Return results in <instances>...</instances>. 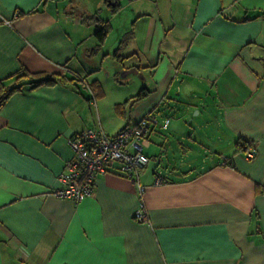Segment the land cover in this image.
I'll list each match as a JSON object with an SVG mask.
<instances>
[{"label": "crops", "instance_id": "crops-1", "mask_svg": "<svg viewBox=\"0 0 264 264\" xmlns=\"http://www.w3.org/2000/svg\"><path fill=\"white\" fill-rule=\"evenodd\" d=\"M143 1L119 23L123 0H0V88L21 85L0 106V264H264V0ZM100 52L145 78L104 81ZM176 102L142 195L116 164L79 203L53 194L69 137Z\"/></svg>", "mask_w": 264, "mask_h": 264}, {"label": "built area", "instance_id": "built-area-1", "mask_svg": "<svg viewBox=\"0 0 264 264\" xmlns=\"http://www.w3.org/2000/svg\"><path fill=\"white\" fill-rule=\"evenodd\" d=\"M78 78V77H77ZM84 84V79L79 78ZM169 120L162 121L155 114H146L133 126H126L118 134L110 136L103 130H85L68 138L67 144L73 152L72 159L58 177L60 187L53 194L62 199L79 203L94 191L96 177L105 173L109 165L116 164L120 173L138 185L139 193L145 188L139 183L140 172L148 165L149 157L144 149L150 137L168 127ZM253 156L251 150L246 152ZM163 180L158 177L155 184ZM138 222H146L147 214L140 199L134 214Z\"/></svg>", "mask_w": 264, "mask_h": 264}, {"label": "rangeland", "instance_id": "rangeland-1", "mask_svg": "<svg viewBox=\"0 0 264 264\" xmlns=\"http://www.w3.org/2000/svg\"><path fill=\"white\" fill-rule=\"evenodd\" d=\"M127 0H123V4H124V7H122L120 10H119V12L118 13H116L117 15V17H116V22H119V23H122L123 21H124V19H125V16H126V14L128 13V10H129V8L128 7H126V2ZM129 1V0H128ZM164 3H163V2ZM144 3H146V4H148V6H149V9L151 10V12H153V13H156L157 12V7H158V4H159V8L160 9H165L166 11H167V3H168V1L167 0H144L143 1ZM163 7H161V6ZM107 8H104V16H102V17H106L107 16ZM99 15H101V13H99ZM109 15L111 16V17H113L114 15H112V14H110L109 13ZM88 26H91V25H88ZM86 27V28H90V27ZM137 28H138V26H137ZM87 30H89V29H87ZM93 32H94V29H93ZM112 32H114V30H113V28H111L110 30H109V32L108 33H110V34H114V33H112ZM92 38V37H91ZM93 38H95V36L93 35ZM110 41H111V39H110ZM109 41V42H110ZM110 46V45H109ZM108 46V47H109ZM97 57H96V59H95V61L97 62V65L99 66V67H101V70H100V73H99V76L101 77V79H103L104 78V81L105 80H108V79H111V80H113L114 81V74L115 73H117V77H119V75H120V71L121 70H119V69H113V59H111V58H107V57H105V58H107V60H104L105 58H103L104 56H103V52H100L98 55H96ZM103 59V60H102ZM115 71H118V72H115ZM108 72H110L111 73V75H108L107 76V74L106 73H108ZM116 75V74H115ZM119 79V78H118ZM132 80H142V78L139 76V75H134V74H130L124 81H125V84H131V81ZM142 83H145L146 84V82L145 81H143ZM170 97L171 98H173L174 99V101H177V99L179 100V98H186V96L182 93V94H180V95H177V92L173 89V90H171V93H170ZM145 99V98H144ZM150 100H151V98H149ZM205 107H207L206 106V104H205V106H201V110L203 111L204 110V108ZM196 112V110H194V113ZM193 113V114H194ZM157 115H158V118H159V120L160 121H162L163 119H165V117H168V116H171V117H174V116H177V102L174 104V107L173 108H167V107H164V106H162L161 108H159V113H156ZM162 117V118H161Z\"/></svg>", "mask_w": 264, "mask_h": 264}, {"label": "trees", "instance_id": "trees-1", "mask_svg": "<svg viewBox=\"0 0 264 264\" xmlns=\"http://www.w3.org/2000/svg\"><path fill=\"white\" fill-rule=\"evenodd\" d=\"M107 27L108 26H100L97 31H96V36L99 40H103L106 36V33H107ZM23 77H27V75L25 74V76H21L20 78H23ZM59 79V78H58ZM62 79V78H61ZM57 80L56 79H52V78H45V79H42L40 81H37L35 82V85H40V84H43V83H54L56 82ZM21 88V85H16V86H11V87H1L0 88V106L5 102V100L7 99V97L13 93L14 91L18 90ZM145 94V90L143 89L142 92H141V95ZM241 142H239V148L243 149L245 148L246 146L250 145L249 141L245 140V139H240Z\"/></svg>", "mask_w": 264, "mask_h": 264}, {"label": "water", "instance_id": "water-1", "mask_svg": "<svg viewBox=\"0 0 264 264\" xmlns=\"http://www.w3.org/2000/svg\"><path fill=\"white\" fill-rule=\"evenodd\" d=\"M130 74L139 75L140 77L142 76L143 78H145L143 76V73H141L137 68L132 67L120 71L119 81L123 82Z\"/></svg>", "mask_w": 264, "mask_h": 264}]
</instances>
